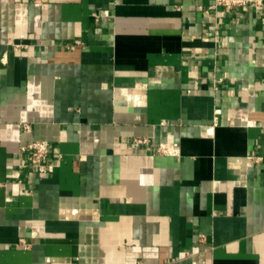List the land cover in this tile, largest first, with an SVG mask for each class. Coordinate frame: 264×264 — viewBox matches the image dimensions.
I'll use <instances>...</instances> for the list:
<instances>
[{"label": "crops", "instance_id": "0c3cea01", "mask_svg": "<svg viewBox=\"0 0 264 264\" xmlns=\"http://www.w3.org/2000/svg\"><path fill=\"white\" fill-rule=\"evenodd\" d=\"M212 5L0 0V264H264V3Z\"/></svg>", "mask_w": 264, "mask_h": 264}, {"label": "built area", "instance_id": "2783aa9c", "mask_svg": "<svg viewBox=\"0 0 264 264\" xmlns=\"http://www.w3.org/2000/svg\"><path fill=\"white\" fill-rule=\"evenodd\" d=\"M264 3V0H213V7H222L226 10H231L236 7H260ZM26 130H29L28 125H24L23 127ZM137 142L145 143V140H137ZM161 145L156 147L155 150L159 151L161 149ZM49 152V143L45 140H32L25 142L19 146V167H25L28 165H32L36 168L37 171L46 168V158ZM171 152V151H169ZM260 158H257V160ZM19 246H28L22 240L17 243Z\"/></svg>", "mask_w": 264, "mask_h": 264}]
</instances>
